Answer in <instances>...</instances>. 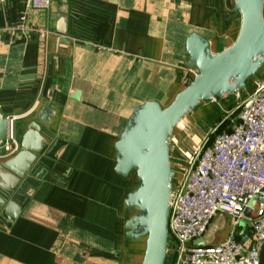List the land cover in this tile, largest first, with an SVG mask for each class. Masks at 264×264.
Masks as SVG:
<instances>
[{
  "label": "crops",
  "instance_id": "obj_1",
  "mask_svg": "<svg viewBox=\"0 0 264 264\" xmlns=\"http://www.w3.org/2000/svg\"><path fill=\"white\" fill-rule=\"evenodd\" d=\"M240 26L234 0H49L43 9L0 0V116L13 118L19 141L43 103L53 110L38 122L45 142L20 211L0 221V264H137L144 240L124 228L136 213L124 204L136 178L114 172V142L136 105L164 106L189 83L191 33L219 54ZM201 105L192 120L207 115ZM253 209L237 225L217 213L193 243L218 244L235 232L248 244Z\"/></svg>",
  "mask_w": 264,
  "mask_h": 264
},
{
  "label": "water",
  "instance_id": "obj_2",
  "mask_svg": "<svg viewBox=\"0 0 264 264\" xmlns=\"http://www.w3.org/2000/svg\"><path fill=\"white\" fill-rule=\"evenodd\" d=\"M264 0H234L241 26L235 42L219 54L209 51L207 41L191 33L185 41L186 67L196 74L162 106L156 100L136 105L114 142V172L126 176L131 171L136 187L127 192L124 204L136 213L124 223L125 235L143 238L144 248L137 264H164L167 246V215L171 176L169 141L172 130L193 108L212 98H224L245 90L247 81L264 66ZM71 98L78 99V92ZM53 114L43 103L20 136L18 150L0 162V221H12L30 188L31 165L44 138L39 123L47 124ZM14 134V120L0 116V140ZM26 197V196H25Z\"/></svg>",
  "mask_w": 264,
  "mask_h": 264
},
{
  "label": "built area",
  "instance_id": "obj_3",
  "mask_svg": "<svg viewBox=\"0 0 264 264\" xmlns=\"http://www.w3.org/2000/svg\"><path fill=\"white\" fill-rule=\"evenodd\" d=\"M48 4L49 0H28L33 9ZM195 74L191 69L189 82ZM212 100L219 103L217 97ZM223 104L218 106V121L196 141L191 138L187 148L173 133L169 141L172 176L165 256L172 255V264L259 263L264 243V78H254L248 91ZM225 121L227 128L218 131ZM17 150L18 140L10 134L0 140L1 159ZM251 202L248 244L235 232L218 244L193 243L217 212H226L237 225Z\"/></svg>",
  "mask_w": 264,
  "mask_h": 264
},
{
  "label": "rangeland",
  "instance_id": "obj_4",
  "mask_svg": "<svg viewBox=\"0 0 264 264\" xmlns=\"http://www.w3.org/2000/svg\"><path fill=\"white\" fill-rule=\"evenodd\" d=\"M263 72H264V66L259 71V73L255 76L258 77ZM251 79L248 80L247 87L245 88V90L237 91L235 93H231L224 98H218L219 103H216L213 100L212 101L211 100L203 101L204 103H202V102L199 103V104H202L201 106H208L209 107V110L207 109V115L204 114L200 118L194 119V120L191 119V116L189 115V113L187 115H185L184 118L182 119L183 127L176 126L172 130V133L175 134L177 137H179V140H180L179 144L181 146H183L184 148H187L191 144V141H190L191 138L193 141H196V139H197L196 135H200L203 132L208 131L213 126V124L218 121V119L222 115L221 110H219V108H218L219 104H221V106H222V105H224L223 103H228V102L230 103L235 98L242 96L244 91L249 90V88H250L249 82L251 81ZM208 102H210V103H208ZM130 175H134V174L130 173ZM220 212H222V211H220ZM220 212H217V213H220ZM224 213H226V212H224Z\"/></svg>",
  "mask_w": 264,
  "mask_h": 264
},
{
  "label": "trees",
  "instance_id": "obj_5",
  "mask_svg": "<svg viewBox=\"0 0 264 264\" xmlns=\"http://www.w3.org/2000/svg\"><path fill=\"white\" fill-rule=\"evenodd\" d=\"M261 70V69H260ZM259 70V71H260ZM259 71L256 73V75L259 73ZM250 80V79H249ZM248 82V81H247ZM247 87V86H246ZM224 123V124H223ZM222 124L223 125H221V126H219L218 127V131H222V129H226L227 128V125H229V121H225V122H223ZM130 173H133L134 174V172L133 171H131ZM135 176V175H134ZM136 185H137V179H136V183H135V187H136ZM164 262H165V259H164Z\"/></svg>",
  "mask_w": 264,
  "mask_h": 264
},
{
  "label": "bare ground",
  "instance_id": "obj_6",
  "mask_svg": "<svg viewBox=\"0 0 264 264\" xmlns=\"http://www.w3.org/2000/svg\"><path fill=\"white\" fill-rule=\"evenodd\" d=\"M177 126H178V127H183L182 120H180V121L177 123Z\"/></svg>",
  "mask_w": 264,
  "mask_h": 264
}]
</instances>
